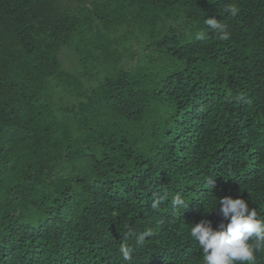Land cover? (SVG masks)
Returning <instances> with one entry per match:
<instances>
[{"label":"trees","instance_id":"trees-1","mask_svg":"<svg viewBox=\"0 0 264 264\" xmlns=\"http://www.w3.org/2000/svg\"><path fill=\"white\" fill-rule=\"evenodd\" d=\"M228 195L264 220V0H0V264H203Z\"/></svg>","mask_w":264,"mask_h":264},{"label":"clouds","instance_id":"clouds-1","mask_svg":"<svg viewBox=\"0 0 264 264\" xmlns=\"http://www.w3.org/2000/svg\"><path fill=\"white\" fill-rule=\"evenodd\" d=\"M224 11L235 17L240 9L234 4H229ZM205 24L218 33L219 39L230 38L226 25L214 16L208 17ZM204 35L199 32L197 38L203 39ZM212 186L213 180L210 182V187ZM158 204L159 201H155L153 207ZM171 205L173 209H185L188 206L180 195L171 200ZM216 209L223 217L217 228L212 226L210 220L202 219L190 229V236L202 249L203 264H255V253L264 248V220L258 217L256 209L250 207L248 201L242 197L233 198L228 195L218 198L214 210ZM148 235H151L150 231L140 234L137 242H143ZM132 251L127 244H121L119 249L124 261L132 259Z\"/></svg>","mask_w":264,"mask_h":264},{"label":"rangeland","instance_id":"rangeland-1","mask_svg":"<svg viewBox=\"0 0 264 264\" xmlns=\"http://www.w3.org/2000/svg\"><path fill=\"white\" fill-rule=\"evenodd\" d=\"M69 55H70V52L69 51H68V53L67 52H64L62 54V61L65 64L66 67L71 68V67L74 66V62H72V60L70 59L71 57Z\"/></svg>","mask_w":264,"mask_h":264}]
</instances>
